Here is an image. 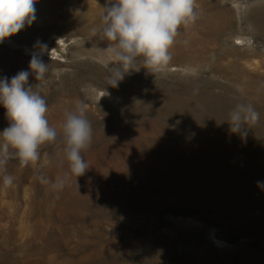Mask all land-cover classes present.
I'll return each mask as SVG.
<instances>
[{"label":"rangeland","instance_id":"obj_1","mask_svg":"<svg viewBox=\"0 0 264 264\" xmlns=\"http://www.w3.org/2000/svg\"><path fill=\"white\" fill-rule=\"evenodd\" d=\"M107 2L37 0L33 23L0 42L9 79L30 71L37 42L47 46L45 78L29 84L57 131L35 164L9 149L0 264H264V0H196L166 72L141 67L117 88L110 42L95 34ZM78 102L92 142L76 178L62 129ZM238 103L260 113L244 139L227 122ZM8 124L0 105V132Z\"/></svg>","mask_w":264,"mask_h":264},{"label":"clouds","instance_id":"obj_2","mask_svg":"<svg viewBox=\"0 0 264 264\" xmlns=\"http://www.w3.org/2000/svg\"><path fill=\"white\" fill-rule=\"evenodd\" d=\"M37 0H0V42L17 34L36 19ZM102 15L104 27L95 33L107 40L110 71L109 86L117 88L126 75L141 67L152 74H163L169 66L170 49L176 42L181 26L193 25L198 19L196 0H108ZM39 50L31 54L28 70H20L10 79L0 77V105L6 109L9 124L0 132L3 151L0 152V175L3 185L11 188L14 177L6 174L9 149L22 166L35 164L40 147L57 140V131L47 119L48 105L39 91L29 84L34 73L37 81L48 71L41 56L47 46L37 42ZM35 47V46H34ZM142 59L143 66L140 65ZM106 95H109L106 91ZM86 109L77 103L76 111L67 112L63 123L65 154L71 174L82 176L90 167L82 152L91 146L92 126ZM260 113L252 104L238 103L229 112L230 130L244 139L247 130L259 122ZM258 184L264 182H257ZM61 187L63 183L61 182Z\"/></svg>","mask_w":264,"mask_h":264},{"label":"bare ground","instance_id":"obj_3","mask_svg":"<svg viewBox=\"0 0 264 264\" xmlns=\"http://www.w3.org/2000/svg\"><path fill=\"white\" fill-rule=\"evenodd\" d=\"M234 167V166H233ZM239 173L244 176L254 175L256 177H260L259 170L257 166H238Z\"/></svg>","mask_w":264,"mask_h":264}]
</instances>
